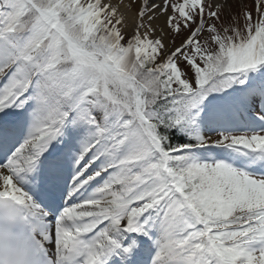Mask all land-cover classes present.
<instances>
[{
    "label": "snow or ice",
    "instance_id": "obj_1",
    "mask_svg": "<svg viewBox=\"0 0 264 264\" xmlns=\"http://www.w3.org/2000/svg\"><path fill=\"white\" fill-rule=\"evenodd\" d=\"M0 264H264V0H0Z\"/></svg>",
    "mask_w": 264,
    "mask_h": 264
}]
</instances>
